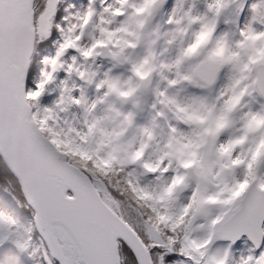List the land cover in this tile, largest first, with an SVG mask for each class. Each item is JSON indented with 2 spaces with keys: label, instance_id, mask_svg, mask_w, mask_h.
<instances>
[{
  "label": "snow or ice",
  "instance_id": "snow-or-ice-1",
  "mask_svg": "<svg viewBox=\"0 0 264 264\" xmlns=\"http://www.w3.org/2000/svg\"><path fill=\"white\" fill-rule=\"evenodd\" d=\"M0 264H264V0H0Z\"/></svg>",
  "mask_w": 264,
  "mask_h": 264
}]
</instances>
